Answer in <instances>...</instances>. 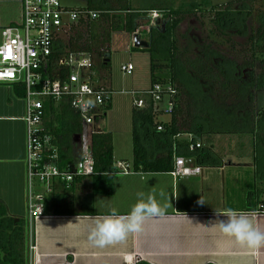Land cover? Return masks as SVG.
Here are the masks:
<instances>
[{
	"label": "crops",
	"instance_id": "1",
	"mask_svg": "<svg viewBox=\"0 0 264 264\" xmlns=\"http://www.w3.org/2000/svg\"><path fill=\"white\" fill-rule=\"evenodd\" d=\"M19 19L9 24L19 23ZM134 97L128 111H121V118L110 99V107L100 119L108 126L111 117L123 128L129 121L131 131ZM24 98L21 83L0 84V208L27 222L28 248L34 247L29 250L28 264H264V247H241L220 231L221 221L234 212L246 215L254 228L264 232V129L257 130L258 137L238 130L214 134L209 154H183L185 150L179 148L176 157L192 159L186 165L200 167L197 174L174 177L170 171L112 175L107 187L85 177L65 191L74 199L75 215H42L30 220ZM98 120L97 129L112 136L114 163H130L131 132L122 134L119 129L101 127ZM76 147L80 152V140ZM63 190L57 184L53 187L56 194ZM42 192L37 193L44 200L48 194ZM141 198L155 201L162 214L147 216L141 230L129 232L122 241L104 247L89 241L96 220L113 210L126 215Z\"/></svg>",
	"mask_w": 264,
	"mask_h": 264
},
{
	"label": "trees",
	"instance_id": "2",
	"mask_svg": "<svg viewBox=\"0 0 264 264\" xmlns=\"http://www.w3.org/2000/svg\"><path fill=\"white\" fill-rule=\"evenodd\" d=\"M85 1L86 6L83 8L99 12L98 17L82 18L71 23L67 33L57 40L52 61L65 52L83 51L92 56L97 55L102 44L109 43L111 29L132 34L140 29V19L148 20V10L163 11L159 25H148L139 31V36L147 38L148 47H131V50L148 53L149 88L155 84L169 85L174 91L171 95L172 109L168 119L161 120L159 105H155L150 96H143L145 105L142 108L132 105V160L129 164L133 171L170 172L179 148L185 150L183 154H209L212 148L210 139L214 134L238 130L252 135L256 130L264 129V105L257 112L251 101L256 91L264 89V12H260L257 26L250 29L249 34L246 26L247 19L252 16V10L247 6L254 0L243 1L240 10H231L229 3L218 9L211 19L220 32L236 29L239 35L247 34L248 46L244 52L246 60H242L241 65L217 55L214 50L208 51V46L204 47V57L193 56L191 50H180L176 46L174 30L193 9H139L133 8L129 0ZM202 4L208 5L209 2L204 3L202 0ZM116 17L120 20L113 25ZM104 21L111 25L108 31H104ZM212 58L216 64L212 63ZM65 73L62 70L61 77ZM110 99L104 108L105 112L110 107ZM44 111L41 132L50 137V145L57 153L54 163L63 169L77 159L76 140L83 130L81 120L66 100H47L44 102ZM158 127L161 129L158 130ZM84 136L94 164V175L90 177L96 184L101 182L107 187L111 172L114 171L112 136L110 132L99 130L95 125L90 131H85ZM258 136L257 133L255 137ZM196 143L200 146L189 151L188 146ZM82 179L75 178L70 188L61 193L46 195L43 215H75L74 199L68 198L65 191L71 190ZM96 188L93 187L94 190ZM15 219L0 208V264H28L27 222Z\"/></svg>",
	"mask_w": 264,
	"mask_h": 264
},
{
	"label": "built area",
	"instance_id": "3",
	"mask_svg": "<svg viewBox=\"0 0 264 264\" xmlns=\"http://www.w3.org/2000/svg\"><path fill=\"white\" fill-rule=\"evenodd\" d=\"M21 20L0 30V84L21 83L25 89L26 111V167L28 178L27 209L30 220L43 215V196H35L33 186L38 183L46 194L53 193L54 185L67 190L77 177L94 175L92 154L84 136L90 131L96 119L104 116V108L111 91L92 80L93 56L83 51L65 52L51 60L57 48V40L62 38L71 23L79 19H96L99 12L86 8H70L59 0H20ZM162 10H148L149 25L154 26L162 19ZM62 70L66 71L61 77ZM120 70L130 74L131 64L122 65ZM173 89L169 85L155 84L143 91L131 92L135 97L132 105L142 108L143 96L151 97L155 105L166 98L161 113L170 115ZM66 100L79 116L82 125L80 156L72 165L59 169L54 161L56 149L50 145V137L41 132L45 116L44 102ZM88 100L93 102L87 106ZM161 128L158 127V130ZM190 144L189 150L199 147ZM200 172V167L187 166L182 157L174 158L171 175L184 177ZM135 171L129 163L117 161L111 175H128ZM32 245L29 250H33Z\"/></svg>",
	"mask_w": 264,
	"mask_h": 264
},
{
	"label": "rangeland",
	"instance_id": "4",
	"mask_svg": "<svg viewBox=\"0 0 264 264\" xmlns=\"http://www.w3.org/2000/svg\"><path fill=\"white\" fill-rule=\"evenodd\" d=\"M60 3L67 7H83L86 6L83 0H59ZM209 2L208 5H201L202 0H129V4L133 8L145 9L148 7H172L193 9V12L186 14L181 20L179 25L175 28L173 37L176 42V46L180 49H189L193 56L204 57L205 53L204 47L208 46L210 49L208 51L214 50L221 57L226 59H231L237 63H242L245 59V49L248 46L246 41V36L249 34L250 29H255L258 23V17L260 12H264V0H254L247 7L252 10V16H250L246 21L247 34L239 35L236 29H226V31L220 32L217 30L211 22L214 17L215 12L224 8L226 5L231 3V10H240L242 2L247 0H203ZM211 7H216L215 10H210ZM21 13V2L19 0H0V29L9 26L11 20L19 19ZM114 15H120L115 13ZM121 15H123L121 13ZM21 19H19L20 21ZM119 18H115L113 25L118 24ZM141 20V21H140ZM138 23L140 24L139 31L143 28L148 27L149 21L146 18L140 19ZM8 23V25H7ZM112 25V28H113ZM110 24L103 22L104 31L110 29ZM132 34H127L122 30L111 29L110 42L106 45L102 44V49H100L93 56V66H92V80L97 82V84H104L111 91V100L114 101V110L118 113V118L122 117L121 111L123 108L128 111L130 107L131 100L133 98L131 92L140 91L147 89L150 86L149 78V55L145 51H133L132 47ZM140 39L147 41L146 37L139 36ZM1 43V39H0ZM108 49V51H107ZM108 52V59L104 63L105 53ZM212 63L216 64V60L212 58ZM207 62V61H206ZM131 64L133 70L130 74H126L120 70L122 65ZM211 63V64H212ZM214 64V65H215ZM241 65V64H240ZM256 72V70H255ZM166 98L159 103V108L163 109L165 107ZM254 109L257 112L260 110L261 106L264 105V89L256 91L251 99ZM168 115L161 113L159 119H166ZM124 121V119H122ZM129 120V119H127ZM100 126H106V121L102 119L98 120ZM126 121V116H125ZM108 127L110 130L116 129L120 130L118 132L126 133L131 132L128 127H130V122L128 127L124 125H119L111 117L107 120ZM125 123V125H126ZM255 130V129H254ZM260 130V129H258ZM113 131V130H112ZM129 137V135H126ZM257 130L250 136H255ZM78 140L76 143L78 145ZM78 148L76 147V156L79 158L80 152L78 153ZM88 178V177H87ZM262 188V187H261ZM43 188L39 185L34 184L33 193L35 196L42 195L37 192H42ZM43 193V192H42ZM30 246V245H29ZM33 251V250H31ZM29 253V248H28Z\"/></svg>",
	"mask_w": 264,
	"mask_h": 264
},
{
	"label": "clouds",
	"instance_id": "5",
	"mask_svg": "<svg viewBox=\"0 0 264 264\" xmlns=\"http://www.w3.org/2000/svg\"><path fill=\"white\" fill-rule=\"evenodd\" d=\"M87 106L92 107L93 102L88 100ZM161 214L162 210L155 201L151 199L145 201L141 198L126 215H117L113 210L109 215L96 220L88 239L98 247L111 245L122 241L129 232L140 231L147 216ZM220 231L241 247L249 249L264 247V232L254 228L244 214L231 213L226 220L221 221Z\"/></svg>",
	"mask_w": 264,
	"mask_h": 264
},
{
	"label": "water",
	"instance_id": "6",
	"mask_svg": "<svg viewBox=\"0 0 264 264\" xmlns=\"http://www.w3.org/2000/svg\"><path fill=\"white\" fill-rule=\"evenodd\" d=\"M132 47L133 48H140L145 49L148 47V43L145 40L140 39L137 31L133 33L132 35ZM192 159H186L185 164L192 163ZM17 220V219H15Z\"/></svg>",
	"mask_w": 264,
	"mask_h": 264
},
{
	"label": "flooded vegetation",
	"instance_id": "7",
	"mask_svg": "<svg viewBox=\"0 0 264 264\" xmlns=\"http://www.w3.org/2000/svg\"><path fill=\"white\" fill-rule=\"evenodd\" d=\"M159 23H160V22H159V20H158V23H157V24H155L154 26H156V25H159Z\"/></svg>",
	"mask_w": 264,
	"mask_h": 264
}]
</instances>
